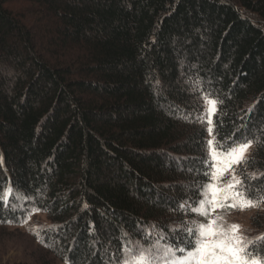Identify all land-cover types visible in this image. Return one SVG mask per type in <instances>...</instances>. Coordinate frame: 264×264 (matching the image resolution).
Masks as SVG:
<instances>
[{
  "label": "trees",
  "instance_id": "16d2710c",
  "mask_svg": "<svg viewBox=\"0 0 264 264\" xmlns=\"http://www.w3.org/2000/svg\"><path fill=\"white\" fill-rule=\"evenodd\" d=\"M206 96L220 137L264 136V0H0V256L13 230L35 250L5 264H119L197 220ZM249 159L264 173V142Z\"/></svg>",
  "mask_w": 264,
  "mask_h": 264
},
{
  "label": "snow or ice",
  "instance_id": "6c2138e0",
  "mask_svg": "<svg viewBox=\"0 0 264 264\" xmlns=\"http://www.w3.org/2000/svg\"><path fill=\"white\" fill-rule=\"evenodd\" d=\"M205 102L209 107L198 119L208 124L207 132L212 138L203 141L208 158L202 162L204 170L197 173L205 182L194 189L198 199L189 201L193 205L191 214L203 222L183 221L180 227L170 230L171 237L157 233L153 238L155 225L144 229L142 241L151 240V243L130 240L131 246L122 249L124 255L119 264H264V233L249 238L242 233L239 223H226L223 216L215 215L225 207L244 211L259 208L264 203V195L251 198L255 193L246 183V180L258 181L264 173L252 172L245 177L236 172V166L251 162L250 150L264 142V136L244 139L249 133L248 126L243 125L237 130L242 132L239 142L235 132L232 137H220L212 119L218 113V101L206 96ZM17 191L9 185L0 193V205L4 210L11 206L9 198ZM28 198L25 194L24 199ZM179 208L184 212L185 205L181 203ZM12 210L16 211V208L12 207ZM21 210L26 211L23 205Z\"/></svg>",
  "mask_w": 264,
  "mask_h": 264
},
{
  "label": "rangeland",
  "instance_id": "374dc122",
  "mask_svg": "<svg viewBox=\"0 0 264 264\" xmlns=\"http://www.w3.org/2000/svg\"><path fill=\"white\" fill-rule=\"evenodd\" d=\"M254 211L255 208H249L244 211L224 208L223 210H218L215 215L223 216L225 218L226 223H239L242 226V233L245 234L247 230L251 229L249 219L250 216L254 213ZM197 221L203 222L200 220V217L197 218ZM9 234L12 235L14 238L9 239L10 244L7 246L8 249L4 253H1L0 259L1 262L4 264L10 261H14L16 259H23V256L26 253L25 251L31 252L32 250H34L31 240L21 234L19 231L13 230L12 233ZM57 264L61 263L58 262Z\"/></svg>",
  "mask_w": 264,
  "mask_h": 264
}]
</instances>
